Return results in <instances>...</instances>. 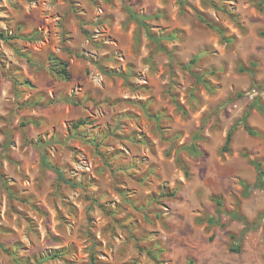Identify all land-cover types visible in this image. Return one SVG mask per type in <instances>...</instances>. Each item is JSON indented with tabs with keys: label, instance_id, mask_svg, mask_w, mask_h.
<instances>
[{
	"label": "rangeland",
	"instance_id": "obj_1",
	"mask_svg": "<svg viewBox=\"0 0 264 264\" xmlns=\"http://www.w3.org/2000/svg\"><path fill=\"white\" fill-rule=\"evenodd\" d=\"M214 4L0 0V264H156L160 242L150 237L161 225L133 195L146 187L135 160L164 158L158 121L192 103L218 110L210 106L223 88L219 73L200 61L223 55L243 29L230 14L235 5ZM251 12L264 18V3ZM52 54L69 63L68 79L51 69ZM260 62L256 53L247 65L238 59L239 73L258 71ZM114 120L131 131H115Z\"/></svg>",
	"mask_w": 264,
	"mask_h": 264
},
{
	"label": "clouds",
	"instance_id": "obj_2",
	"mask_svg": "<svg viewBox=\"0 0 264 264\" xmlns=\"http://www.w3.org/2000/svg\"><path fill=\"white\" fill-rule=\"evenodd\" d=\"M225 3L239 13L241 38L233 40L227 33L225 38L233 42L224 54L213 52L200 61L209 72L214 65L219 73L223 88L210 106L218 110L205 111L203 102L192 103L191 111L158 121L153 132L164 158L135 160L146 187L133 195L144 201L143 212L153 226L157 219L161 225L159 235L150 237L160 242L153 251L159 256L156 264H264V47L256 52L257 44L264 46V36H258L264 32V18L251 12L259 0ZM250 53L261 58L258 71L239 73L238 59L247 65ZM193 89L198 96L195 82ZM198 113L199 120L194 119ZM113 123L115 131H131L121 121ZM149 192H156L157 198L144 195Z\"/></svg>",
	"mask_w": 264,
	"mask_h": 264
},
{
	"label": "trees",
	"instance_id": "obj_3",
	"mask_svg": "<svg viewBox=\"0 0 264 264\" xmlns=\"http://www.w3.org/2000/svg\"><path fill=\"white\" fill-rule=\"evenodd\" d=\"M212 4H214V0H209ZM264 3V0H261V4ZM215 5V4H214ZM135 18L139 19L141 22L142 18L140 15L132 12L131 13ZM231 16L233 17L234 20L238 21L239 20V13H235V12H230ZM204 22L208 23V25L214 29H216L217 31H219L221 34H223V31L220 27H217L211 23H209L206 19H202ZM262 35L264 36V32H262ZM50 63H51V69L53 70V72L57 75H59L60 77L64 78V79H68L70 77V69H69V63L60 58L59 56L52 54L50 56ZM240 95H243V93H241ZM228 133H227V137H228ZM44 154V153H43ZM45 156V155H44ZM44 164L46 165V167L48 168H52L54 171H56L60 177V179H62L64 182H68V180L65 178L64 174L62 173V171L60 170V168L53 166L45 157H44ZM219 203V202H218ZM55 257H58V254H54Z\"/></svg>",
	"mask_w": 264,
	"mask_h": 264
}]
</instances>
